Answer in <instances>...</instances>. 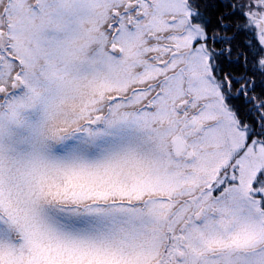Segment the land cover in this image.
<instances>
[{
    "label": "snow or ice",
    "instance_id": "snow-or-ice-1",
    "mask_svg": "<svg viewBox=\"0 0 264 264\" xmlns=\"http://www.w3.org/2000/svg\"><path fill=\"white\" fill-rule=\"evenodd\" d=\"M0 264H264V0H0Z\"/></svg>",
    "mask_w": 264,
    "mask_h": 264
}]
</instances>
